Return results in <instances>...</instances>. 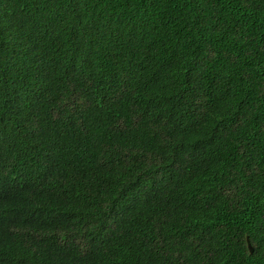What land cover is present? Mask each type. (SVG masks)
I'll return each instance as SVG.
<instances>
[{
  "label": "trees",
  "instance_id": "1",
  "mask_svg": "<svg viewBox=\"0 0 264 264\" xmlns=\"http://www.w3.org/2000/svg\"><path fill=\"white\" fill-rule=\"evenodd\" d=\"M0 264H264V0H0Z\"/></svg>",
  "mask_w": 264,
  "mask_h": 264
},
{
  "label": "water",
  "instance_id": "2",
  "mask_svg": "<svg viewBox=\"0 0 264 264\" xmlns=\"http://www.w3.org/2000/svg\"><path fill=\"white\" fill-rule=\"evenodd\" d=\"M248 244H249L250 249H252V246H251L250 240H249V243H248Z\"/></svg>",
  "mask_w": 264,
  "mask_h": 264
}]
</instances>
